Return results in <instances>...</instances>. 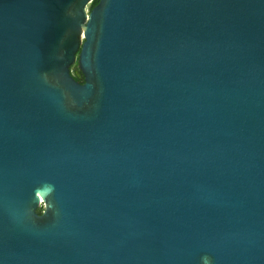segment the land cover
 <instances>
[{
  "label": "water",
  "instance_id": "water-1",
  "mask_svg": "<svg viewBox=\"0 0 264 264\" xmlns=\"http://www.w3.org/2000/svg\"><path fill=\"white\" fill-rule=\"evenodd\" d=\"M93 2L0 0V264H264V0Z\"/></svg>",
  "mask_w": 264,
  "mask_h": 264
},
{
  "label": "trees",
  "instance_id": "trees-1",
  "mask_svg": "<svg viewBox=\"0 0 264 264\" xmlns=\"http://www.w3.org/2000/svg\"><path fill=\"white\" fill-rule=\"evenodd\" d=\"M98 4V0H94V2L91 5V9H93L96 5ZM81 83H84L85 79L84 77L82 78H77ZM39 212L42 213L43 212V208L39 209Z\"/></svg>",
  "mask_w": 264,
  "mask_h": 264
},
{
  "label": "clouds",
  "instance_id": "clouds-1",
  "mask_svg": "<svg viewBox=\"0 0 264 264\" xmlns=\"http://www.w3.org/2000/svg\"><path fill=\"white\" fill-rule=\"evenodd\" d=\"M49 192H51L52 191V188H51V186H49ZM202 262H203V264H211V261H210V258L209 257H207V256H205V257H202Z\"/></svg>",
  "mask_w": 264,
  "mask_h": 264
},
{
  "label": "rangeland",
  "instance_id": "rangeland-1",
  "mask_svg": "<svg viewBox=\"0 0 264 264\" xmlns=\"http://www.w3.org/2000/svg\"><path fill=\"white\" fill-rule=\"evenodd\" d=\"M78 66V63L75 64L74 68H76Z\"/></svg>",
  "mask_w": 264,
  "mask_h": 264
}]
</instances>
